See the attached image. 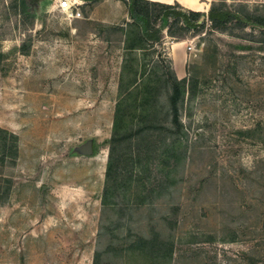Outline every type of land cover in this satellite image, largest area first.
I'll use <instances>...</instances> for the list:
<instances>
[{
	"label": "rangeland",
	"instance_id": "obj_1",
	"mask_svg": "<svg viewBox=\"0 0 264 264\" xmlns=\"http://www.w3.org/2000/svg\"><path fill=\"white\" fill-rule=\"evenodd\" d=\"M5 1L0 0V129L12 136L8 155L1 160L0 154V194L10 185L12 191L0 203V219L24 218L27 211L41 219L11 223L21 226L17 238L1 236L0 221V242L13 252L9 260H16L24 236L39 230L36 244L30 247L34 239L28 235L26 245L44 260L53 250L57 259L50 261L264 264V27L229 24L221 32L211 30L209 20H227L239 3L264 14V0H214L223 10L214 14L212 5L203 7V34L177 41L164 31L159 43L144 47H133L140 35L122 0L86 4L78 20L53 1L47 12L39 8L27 31ZM25 42L30 49L20 51ZM152 73L193 85L194 96L187 92L176 105L181 129L172 124L171 88L163 82L150 102V124L157 127L148 133L152 140H123L116 152L119 170L107 180L118 103L125 99L132 115L135 95L123 92L132 78L141 85ZM135 121L137 131L141 124ZM126 133L125 127L119 131ZM176 138L172 156L167 148ZM138 143L150 158L139 181L133 146ZM115 185L114 204L104 205L106 188ZM49 218L51 228L45 224ZM53 230L83 231L89 242L78 233L56 237L66 244L52 248L41 235ZM138 237L171 243L173 257L132 251Z\"/></svg>",
	"mask_w": 264,
	"mask_h": 264
},
{
	"label": "trees",
	"instance_id": "obj_2",
	"mask_svg": "<svg viewBox=\"0 0 264 264\" xmlns=\"http://www.w3.org/2000/svg\"><path fill=\"white\" fill-rule=\"evenodd\" d=\"M80 1H82L84 4H92L98 2L99 0ZM122 1L125 3L128 9L130 20L132 22L131 24H133L135 33L137 35H140L138 44L136 43L135 45H133V47H144V45L147 46L149 44L159 43L164 36V31L168 36L176 39L177 41H185L186 39H188V34L192 32L197 35L203 34L207 27V23L205 22V20L200 22L204 17L203 13L191 11L184 8L178 3L174 5H167L148 0ZM52 2L53 0H6V5L4 6V8L13 12V14L19 18L18 23L23 26L24 30L27 31L36 23L39 14V8H41L43 12H47L51 7ZM262 7H264V5ZM222 10L223 6L216 7L215 4L211 6V12L214 14L220 13ZM234 13L236 16L242 17L243 20H237L235 15L229 17L227 20H223L219 17H211L209 19L211 23V30L226 32L228 28L227 26L229 24H231L233 28L238 27L247 29L249 28L247 22L253 25L264 27V14L258 13L257 9L250 10L246 4L239 3ZM259 34L260 36L264 37V31H260ZM28 48L30 49V44L25 42L20 48V51H25ZM163 82L170 85L169 88H171V91L167 95V97L172 110V124L174 125V128H177L175 130L180 131V116L176 105L180 101H184L187 92H190V94L192 93V97L194 96V93L191 91L193 90V85H187L185 80H178L174 75H172L171 78L169 77L168 79H165L157 73H152L151 76L146 77V81H143L141 85L138 84V79L136 77L132 78L126 88L128 89V91L126 90L127 93H125V90L123 93L127 94L128 97L135 95L136 107L132 111L133 114L130 115L128 113L127 105L125 107V99H122L118 103L115 114L113 137L110 144L109 160L106 170L107 180L111 179V176L117 167L118 168L116 172L119 170L120 163L118 160H120V157L116 154V152L118 150V146H120L123 140L128 139L130 141L134 135L136 137H140V142L152 140L151 138H149L148 133L152 129L157 130V127L156 125L150 124V122L153 123L155 119V111L151 108L150 102L153 100L154 96L159 90V85ZM139 85L140 87H138ZM142 87L144 89V93H142V95H139L138 91ZM137 102H139V104ZM146 104H148L147 107L145 106ZM139 107L141 109H139ZM135 119H138L137 122L141 124V127L137 131L134 129V125H136ZM147 123L149 124L148 126ZM142 125H144V127ZM123 127H125L127 133L123 136H120L119 131ZM171 133L177 134V132L174 131ZM0 135H5V137L1 139L2 146L0 154L2 160L5 159L9 153L8 141L10 140L12 135L8 131L2 129H0ZM177 140L179 139L176 138L173 140V143L171 144L172 148H167L169 149L168 152L172 156L175 155L173 151L177 147ZM133 146L136 148V161L134 166L138 168L137 174H139V176L137 180L139 181L142 179L143 174L148 172L149 170L147 169V166L149 165L148 159H150L148 158L149 151L147 152L145 150V147H142L141 143ZM143 154L145 155V157H143V160H141V155ZM117 189H119L117 185H115V187L113 188H106L105 197L103 196L102 199V203L104 205L114 204L111 199H113V197L115 196ZM11 191L12 185L7 187L3 191L2 196L0 194V203L3 201H8ZM130 249L134 252H141V254H143V252H147L153 259L164 257L170 260L174 254L173 245L171 243H161L157 241L156 238L146 240L138 237L130 245Z\"/></svg>",
	"mask_w": 264,
	"mask_h": 264
},
{
	"label": "crops",
	"instance_id": "obj_3",
	"mask_svg": "<svg viewBox=\"0 0 264 264\" xmlns=\"http://www.w3.org/2000/svg\"><path fill=\"white\" fill-rule=\"evenodd\" d=\"M148 1L167 4V5H174V4L178 3L181 6H183L184 8H187L189 10L201 12V10L203 9L204 6H208L209 4L211 6L212 5L211 3L214 0H148ZM119 2L125 4L122 1H119ZM85 5L86 4H84L81 1V6L79 7L80 12H81L82 7ZM112 19L107 20V21H111ZM76 20H78V18ZM180 44H182V43H177L176 45H180ZM44 187H43V189H46V188L50 189V187H48V186H44ZM11 203H10V205H11ZM8 207H9V204H8L7 208ZM32 213H31V211H27V213H25L26 215H24V218L17 215V214H15V215L12 214L10 216L6 215V214H2V216H1L2 218L0 219V221L3 220V222H1V236L8 237V238H11V237L17 238V236L20 237L21 232H22L21 226H16V225L13 226L11 223L26 222L27 219H29V222H40L41 219L40 218H37V219L33 218ZM45 224L48 226V228H51L54 226L53 220L50 218H49V220L48 219L46 220ZM63 233H64V235H61L60 232L58 233V231L56 232V230L43 232L41 235V238L47 239L46 242H48L49 245L52 246V248L55 247L56 244L58 243V241L55 240L56 237L67 238L70 235L75 236V234H78V233L86 234V237L83 240L84 244H87L89 242L88 241V235L86 232L84 233L83 231H72V233H70L67 231H63ZM39 234H41V232L39 230H31L28 232V234H26L24 236L25 240L23 241L22 245L20 244L21 248L14 251L16 260H9L10 257L13 255V252H5L4 247L5 246L8 247L7 242L6 243L0 242V264H94V262H84V261L79 262V261H70V260H68V261H61V260L50 261V258L57 259L56 255H54V253H53L54 252L53 250L50 252V256L46 257L47 260H44L45 259L44 255H42V256L38 255V251H39L38 249L34 250V251L31 250V252H29L28 247L26 245V240L29 237L28 235H30L34 239V241L30 244V247H33L40 237ZM58 244H61L64 247L66 243L61 241V243H58ZM82 245H83V243H82ZM9 254H10V256H9ZM39 258H40V260H39Z\"/></svg>",
	"mask_w": 264,
	"mask_h": 264
},
{
	"label": "built area",
	"instance_id": "obj_4",
	"mask_svg": "<svg viewBox=\"0 0 264 264\" xmlns=\"http://www.w3.org/2000/svg\"><path fill=\"white\" fill-rule=\"evenodd\" d=\"M55 2V6L58 10L66 12L69 17L72 19H77L81 17V12L79 7L81 6L80 0H53ZM188 50L190 53H194L196 51V45L191 41L188 45Z\"/></svg>",
	"mask_w": 264,
	"mask_h": 264
},
{
	"label": "water",
	"instance_id": "obj_5",
	"mask_svg": "<svg viewBox=\"0 0 264 264\" xmlns=\"http://www.w3.org/2000/svg\"><path fill=\"white\" fill-rule=\"evenodd\" d=\"M204 19H201V21L200 22H202ZM92 148H93V144L92 143H88V145L86 146V148H85V152L87 153V154H92L93 153V150H92Z\"/></svg>",
	"mask_w": 264,
	"mask_h": 264
}]
</instances>
